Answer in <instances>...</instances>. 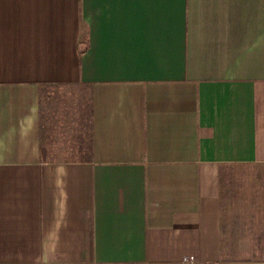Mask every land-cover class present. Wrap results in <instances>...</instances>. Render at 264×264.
I'll list each match as a JSON object with an SVG mask.
<instances>
[{
    "label": "crops",
    "instance_id": "0c3cea01",
    "mask_svg": "<svg viewBox=\"0 0 264 264\" xmlns=\"http://www.w3.org/2000/svg\"><path fill=\"white\" fill-rule=\"evenodd\" d=\"M82 86L87 145L46 106ZM258 162L264 0H0V264H264L222 249Z\"/></svg>",
    "mask_w": 264,
    "mask_h": 264
},
{
    "label": "rangeland",
    "instance_id": "374dc122",
    "mask_svg": "<svg viewBox=\"0 0 264 264\" xmlns=\"http://www.w3.org/2000/svg\"><path fill=\"white\" fill-rule=\"evenodd\" d=\"M68 88H60L57 90L58 94L52 93L46 103L47 108H52L55 111L63 112L64 116L59 122L60 131L64 133L68 127L79 126L81 134L79 138L72 136L74 143L87 145V99L85 94V87H74L72 90ZM55 91V89L53 90ZM58 107L59 109L55 108ZM85 115V116H83ZM78 118L80 123H75L74 119ZM84 120V121H83ZM83 129V130H82ZM63 144H57L54 147H62ZM235 170V169H234ZM237 170V169H236ZM238 175L232 176L227 183H225V190L222 194V203L220 207L221 221H222V249L227 258H261L264 259V242H257L252 240H239L241 236L237 235V227L239 223H246L252 220L250 213L257 212L255 207L264 206V163L258 162L253 165H241L237 170ZM252 193H247L246 187ZM240 188L243 194L233 195L234 189ZM243 188V189H242ZM237 196V197H236ZM253 207V208H252ZM239 222V223H237Z\"/></svg>",
    "mask_w": 264,
    "mask_h": 264
},
{
    "label": "built area",
    "instance_id": "2783aa9c",
    "mask_svg": "<svg viewBox=\"0 0 264 264\" xmlns=\"http://www.w3.org/2000/svg\"><path fill=\"white\" fill-rule=\"evenodd\" d=\"M193 259H194V257L192 255L183 257V261H191Z\"/></svg>",
    "mask_w": 264,
    "mask_h": 264
}]
</instances>
